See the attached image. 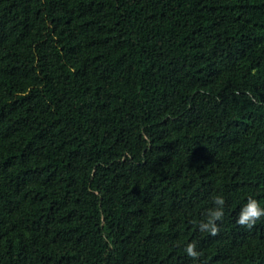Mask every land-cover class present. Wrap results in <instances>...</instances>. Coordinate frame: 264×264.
<instances>
[{"label":"trees","instance_id":"1","mask_svg":"<svg viewBox=\"0 0 264 264\" xmlns=\"http://www.w3.org/2000/svg\"><path fill=\"white\" fill-rule=\"evenodd\" d=\"M249 195L264 0H0V264H264Z\"/></svg>","mask_w":264,"mask_h":264},{"label":"clouds","instance_id":"2","mask_svg":"<svg viewBox=\"0 0 264 264\" xmlns=\"http://www.w3.org/2000/svg\"><path fill=\"white\" fill-rule=\"evenodd\" d=\"M212 205L208 207L201 219L194 221L198 230L201 233H209L216 235L220 229V222L225 216L226 197L223 194L217 193L212 196ZM261 218H264V203L253 195L247 196L241 204L236 214V222L247 228H252ZM184 252L187 256L194 260L200 256L198 244L196 240H192L184 247Z\"/></svg>","mask_w":264,"mask_h":264}]
</instances>
